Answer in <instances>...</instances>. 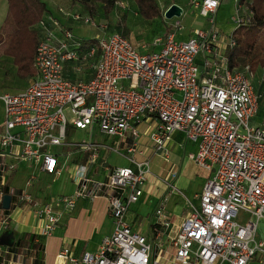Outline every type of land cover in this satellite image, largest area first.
Listing matches in <instances>:
<instances>
[{"label":"built area","instance_id":"built-area-1","mask_svg":"<svg viewBox=\"0 0 264 264\" xmlns=\"http://www.w3.org/2000/svg\"><path fill=\"white\" fill-rule=\"evenodd\" d=\"M189 1L208 26L182 39L178 35L183 24L174 17L151 40L150 48L136 47L122 33L108 30L106 22L76 10L65 14L97 31L87 40L58 21L42 22L32 81L21 91L0 94L5 113L0 134V230L10 224L11 207L26 203L43 221L37 235H51L78 199L92 201L97 192L105 191L112 232L95 250L74 256L65 246L59 257L73 264H249L255 258L264 264V121L253 122L262 93L246 70L230 67L219 52L222 43L225 50L235 41L231 33L223 37L215 25L224 1L235 5L230 16L234 28L247 23L251 12L240 0ZM166 8L160 7L162 16ZM67 62L76 71L89 67L90 77L67 78ZM146 118L155 120L148 136L152 155L166 161L167 142L182 133L188 142L187 159L212 172L197 204H190V213L179 222L165 210L166 196L160 197L145 231L125 221L129 205L141 197L151 177L149 157L131 156L128 165L102 167V178L84 173L72 193H46L40 202L7 183L18 163L34 164L59 181V154L50 147L65 143L69 126L97 125L111 137H128L127 151L142 154L137 124ZM103 147L119 153L118 147L87 143L88 169L97 164ZM170 175L174 179L176 170ZM36 177L31 173L26 184ZM5 194L10 195L9 208L2 206ZM9 254V249H0V264H19ZM19 255L27 257L25 251ZM20 264L38 263L30 255Z\"/></svg>","mask_w":264,"mask_h":264},{"label":"crops","instance_id":"crops-1","mask_svg":"<svg viewBox=\"0 0 264 264\" xmlns=\"http://www.w3.org/2000/svg\"><path fill=\"white\" fill-rule=\"evenodd\" d=\"M59 1L60 0H48V2H45L47 11L44 13L42 19L34 25L35 29L38 30L39 35L42 33L41 30L42 22L49 25L52 23V21H58L64 26L69 27L73 32H75L77 35L83 38L88 39L97 33L96 29L82 24L79 20L71 19L65 16L62 12H60L59 7L61 4H59ZM133 4H135V1H133ZM7 11H8L7 0H0V28L6 18ZM234 12H235V5L232 1H224L216 12L215 25L223 37L232 33V31L234 30V24L231 23L230 21V16L234 14ZM83 14L90 15L89 12H85ZM90 16L93 17L96 21L106 22L102 9L100 14H92ZM162 18L165 21V23L169 26L171 20L168 21V19L164 18V16H162ZM154 19L156 18H153L151 20ZM160 33H157L156 35ZM156 35H154L153 37H155ZM178 36L179 38L184 39L191 35L183 34L182 32H180ZM142 45L143 44H139L135 46L141 48ZM222 46H224L223 43L220 45L221 50H219V52L225 53V50H222ZM200 58L201 56H199L197 59L198 63L200 62ZM263 70H264L263 68H258L255 71V73L252 74L254 75L252 77L257 78L262 73ZM74 71L79 72L74 69L72 63L67 62L65 64L64 75L67 78H70L68 75L70 73H74ZM90 74H91V70H90ZM89 77L90 75H88V77H86L85 79ZM252 77H250V80L253 83ZM32 78L33 75H28L24 77L19 76L17 74V67L14 64L13 58L9 55L0 53V94L3 92L16 93L18 91H21L29 85V83L32 81ZM253 86L254 88L264 87V83H261L259 81L258 84H256V86L255 85ZM255 90L261 91L258 90L257 88H255ZM261 100L259 101L258 115L254 117L253 120L254 123H261L262 121H264L262 120V118H260V115L262 116V114L264 117V103H262ZM4 117H5L4 107L0 99V134L3 130ZM154 126H155V120L147 119V118L142 119L141 122L137 124V128L139 130V135H140L138 137L139 148L142 150V154L138 152L133 154L127 151L126 144L128 143L127 141L129 140L128 137L124 139L123 138L118 139L112 137L114 141H116L115 146L119 148V153L116 152L113 153H116L117 155L123 156L124 158L127 159V164H123V165L129 164L130 162L129 158L131 156H134L136 159H143L144 157L150 158L151 177L147 182V184L145 185L141 197L136 202H133L129 205V208L125 214V221L135 230L145 231L148 228L149 222L151 221L153 215V210L151 212V209L153 207L154 202L157 199H159L162 195H164L166 191L169 192L172 191V189H170L168 184L163 182L162 178L165 179L168 173H170L172 170H176L177 177H175L176 178L175 181H177V184H179V186L186 188L191 183L190 178H184L182 175L179 177L178 173L180 171L179 169L177 170V168L179 167L177 160H179L180 157V151L178 150V146L183 143L182 145L184 147V151L188 147V142L186 141L185 136L182 133H175L172 139L167 142L166 146L168 149V159L165 161L161 156L151 154V149H150L151 142L148 136H149V132L152 130V128H154ZM104 149L109 151V149L107 148ZM106 150L102 151V149H100L97 164L92 169L91 168L88 169L85 166V171L82 174L88 173V175L90 176L96 178H102L103 173L101 172L100 168L105 166H113L107 164L108 152ZM123 150L125 152H123ZM172 152L175 153V155H173L175 156L174 160L171 157ZM185 158L188 162L194 164L195 166H197V168L203 170L205 174L200 182L201 184L199 185V189L194 191L192 201L190 200L186 202L184 207L181 206L180 204L175 203L172 208L170 207L166 208L167 209L166 211L169 213V215L172 217L173 221L175 222H179L181 218L187 216L190 213L191 211L190 204L193 205L197 204L198 195L201 192L202 186L206 181V179H208L212 173L211 171L206 170L200 167L199 165H197L196 163L188 160L187 157ZM21 165H24L26 167L25 169H30L29 175L31 173H36L38 178L39 175L42 174L41 172L38 171V167H36V165L34 164L26 165L23 163H18L17 167L9 173V177L7 179L8 185L13 189L25 190L27 193L30 194V196L34 201L37 202L42 201L45 194L49 193L45 191V187L40 186L38 190H34V194H31L29 188L32 187L33 182H31V184L28 186L26 184L28 178L25 180L24 187L15 186L11 182L18 167ZM118 166H122V165H118ZM184 170L182 172H184ZM196 172L195 175H197ZM104 192L105 191L97 192V195L92 201H87L86 199H78L75 204V207L71 211H66L62 214L58 226L55 228L53 233L51 235L41 237V241L43 243V250L39 254L41 264H73L69 262L67 259L58 256V252L62 247L65 246L69 247L71 249L72 255L79 256L84 250H95L99 246L102 237L109 235L112 232L113 223L110 214L108 212L107 200H106V196L103 194ZM70 193L54 194V195H68ZM10 213H11L10 214L11 218H10L9 226L4 230L3 229L0 230V249H6V250L9 249L10 252L9 257L20 264L24 260L28 261V257L24 259L22 256L19 255V250L17 249L15 243L17 237L22 232H30V233L38 234L43 221L41 218L37 217V215L33 212L32 208L26 203H22L17 207L12 206L10 209Z\"/></svg>","mask_w":264,"mask_h":264},{"label":"rangeland","instance_id":"rangeland-1","mask_svg":"<svg viewBox=\"0 0 264 264\" xmlns=\"http://www.w3.org/2000/svg\"><path fill=\"white\" fill-rule=\"evenodd\" d=\"M43 1L48 2V0ZM133 1L134 0L118 1L112 9L110 15L105 18L107 26L109 29L117 30L125 35L133 45L144 44L147 48H150L151 40L154 38L153 36L162 32L168 25L163 20L162 15L161 17H156L154 20L142 18L141 15L137 16L136 13H138V9H136V4H133ZM89 2L90 0H60L59 4L61 5L59 8L62 9L60 12H62L67 17L69 16L65 13H69L73 10L83 13L89 12ZM156 2L159 7L163 8L168 7L172 3L178 4L182 7L183 12L179 19L184 26L183 30L181 31L183 34L193 35L198 29H203L208 26L207 18L199 15L197 9L192 7L189 0H156ZM93 5V13L100 14L102 3L96 1L93 3ZM169 20L172 19H168V21ZM88 75H90V68L84 67L79 72L74 71V73H70L68 76L70 78H86ZM250 76L252 77L254 75ZM252 80V84L255 86L259 81L264 83V70L257 78L252 77ZM255 88L261 90V102L264 103V87ZM260 118L264 120L263 114L262 116L260 115ZM87 143L107 144L112 147H117L115 146L116 141H114L111 136L100 132L97 125H94L91 129L88 127L85 129L74 127L70 128V130L67 131L64 144L50 147L52 152L59 154L58 156L62 168L61 180L58 182L54 181L51 175L42 173L38 178L36 177L32 181L33 185L29 188L31 194H34V190H38L40 186L45 187V191L51 194H64L72 192L78 177L85 171V163L88 154L87 149H85ZM182 144L178 146L180 157L179 160L176 159L179 166L176 168L180 171H178V176L180 177L182 175L184 178H190L191 183L188 187L183 188L177 184V181H175L176 178L170 180V173L167 174L165 179L162 178L163 182L167 183L168 185H172L170 186L172 191H166V193L162 195L166 196L164 204L165 210H167L166 208L169 207L172 208L175 203L184 207L186 202L190 200L192 201L194 191L199 189V185L201 184L200 182L205 174L203 170L197 168V166L186 160V155ZM103 150L106 149L102 148V151ZM107 152V164L113 166L127 164V159L123 156H119L113 152ZM123 152L125 151L123 150ZM173 155H175V153L172 152L171 157L174 160L175 156ZM25 168L26 167L24 165L18 167L16 173L13 176V180H11L13 185L20 187L25 186V180L29 177L30 172V169ZM183 170L184 172H182ZM195 172L197 175H195ZM159 199L154 202L151 212L158 205ZM261 228L262 221H259V234L261 233ZM249 264H260V261L255 258L251 260Z\"/></svg>","mask_w":264,"mask_h":264},{"label":"trees","instance_id":"trees-1","mask_svg":"<svg viewBox=\"0 0 264 264\" xmlns=\"http://www.w3.org/2000/svg\"><path fill=\"white\" fill-rule=\"evenodd\" d=\"M96 1L102 3L106 18L120 0H90V15L94 14L93 3ZM134 1L142 18L161 17V9L156 0ZM7 3V15L0 28V53L13 58L19 76H34V57L39 37L34 25L47 11L46 3L43 0H7ZM240 3L247 7L251 16L247 23L234 28L231 36L235 44L227 46L224 54L230 67L246 70L250 78L258 68L264 69V0H240ZM41 237L35 233L22 232L15 241L17 249L25 251L27 257H36L38 264H41L39 254L43 250Z\"/></svg>","mask_w":264,"mask_h":264},{"label":"water","instance_id":"water-1","mask_svg":"<svg viewBox=\"0 0 264 264\" xmlns=\"http://www.w3.org/2000/svg\"><path fill=\"white\" fill-rule=\"evenodd\" d=\"M182 12H183L182 7H180L178 4L173 3L166 8L163 16L166 19H172L174 17H180ZM9 202H10V195L5 194L2 199V206L4 208H9Z\"/></svg>","mask_w":264,"mask_h":264}]
</instances>
